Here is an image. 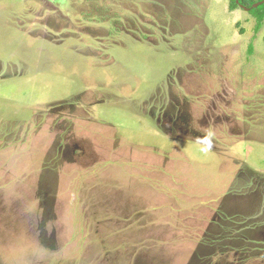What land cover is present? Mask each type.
I'll return each instance as SVG.
<instances>
[{"label":"rangeland","instance_id":"1","mask_svg":"<svg viewBox=\"0 0 264 264\" xmlns=\"http://www.w3.org/2000/svg\"><path fill=\"white\" fill-rule=\"evenodd\" d=\"M52 2L0 41V247L15 182L48 264H264V24L230 0Z\"/></svg>","mask_w":264,"mask_h":264},{"label":"clouds","instance_id":"2","mask_svg":"<svg viewBox=\"0 0 264 264\" xmlns=\"http://www.w3.org/2000/svg\"><path fill=\"white\" fill-rule=\"evenodd\" d=\"M203 132L204 135L197 137L195 142L200 145V152L208 153L214 148L215 133L211 128ZM3 199L5 205L11 208L15 224L7 229V242L0 247V264H48L51 251L40 241L39 224L44 214L41 199L35 191L21 190L15 182L5 188ZM44 231L48 235L55 231L58 241L62 242L64 233L60 216L49 220L44 225Z\"/></svg>","mask_w":264,"mask_h":264},{"label":"crops","instance_id":"3","mask_svg":"<svg viewBox=\"0 0 264 264\" xmlns=\"http://www.w3.org/2000/svg\"><path fill=\"white\" fill-rule=\"evenodd\" d=\"M38 1L43 2L44 6L48 7H54L56 5L55 2L52 1H70V0H0V41L2 39H8V37H12V35L16 34H7V32H11L13 29H16L17 26L15 22L18 23L17 20L20 21L22 19L21 23L27 24L32 22L33 20H37L39 16H44L45 13H43V9H33L31 11V8L28 10L27 3H34L36 4ZM60 4V3H59ZM5 7H9V12L7 15H3V9ZM47 8V7H46ZM56 8V7H55ZM50 9V8H49ZM29 12V14H28ZM20 16L21 18L16 19L15 17ZM47 19H50L47 17ZM8 30V31H7ZM17 31V30H13ZM1 46V45H0ZM6 51V50H5Z\"/></svg>","mask_w":264,"mask_h":264},{"label":"trees","instance_id":"4","mask_svg":"<svg viewBox=\"0 0 264 264\" xmlns=\"http://www.w3.org/2000/svg\"><path fill=\"white\" fill-rule=\"evenodd\" d=\"M264 0H230V9L232 11L237 10L238 8L248 9L249 13L257 20L255 27V37L258 35L264 24ZM260 3L258 8H254L255 4ZM264 40V38H263ZM253 51V47L250 46L249 52Z\"/></svg>","mask_w":264,"mask_h":264},{"label":"water","instance_id":"5","mask_svg":"<svg viewBox=\"0 0 264 264\" xmlns=\"http://www.w3.org/2000/svg\"><path fill=\"white\" fill-rule=\"evenodd\" d=\"M237 2L239 3V0H237ZM262 4H264V2H263ZM259 6H260V3L255 4V5H254V8H258ZM245 10L248 11V9H245Z\"/></svg>","mask_w":264,"mask_h":264}]
</instances>
